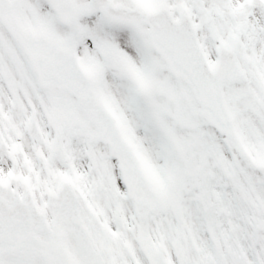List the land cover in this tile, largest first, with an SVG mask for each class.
Segmentation results:
<instances>
[{"label":"snow or ice","instance_id":"6c2138e0","mask_svg":"<svg viewBox=\"0 0 264 264\" xmlns=\"http://www.w3.org/2000/svg\"><path fill=\"white\" fill-rule=\"evenodd\" d=\"M0 264H264V0H0Z\"/></svg>","mask_w":264,"mask_h":264}]
</instances>
